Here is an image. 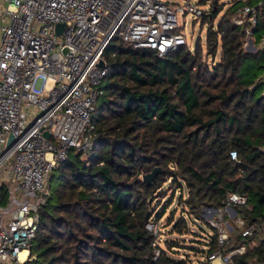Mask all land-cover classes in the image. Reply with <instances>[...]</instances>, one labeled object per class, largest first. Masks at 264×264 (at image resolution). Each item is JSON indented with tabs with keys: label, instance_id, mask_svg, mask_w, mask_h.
<instances>
[{
	"label": "trees",
	"instance_id": "obj_1",
	"mask_svg": "<svg viewBox=\"0 0 264 264\" xmlns=\"http://www.w3.org/2000/svg\"><path fill=\"white\" fill-rule=\"evenodd\" d=\"M221 1L210 0L200 17L208 22L205 52L199 39L192 50L182 45L163 56L118 36L111 41L91 114L92 146L69 148L52 169L22 264H210L217 234L201 212L226 206L231 193L245 196V204L232 206L244 223L263 226L264 82L260 76L255 84L248 68L264 65V2L252 33L253 44L260 39L263 47L251 53L245 50L249 24L237 26L232 18L262 0L233 1L214 29ZM154 168V179L144 181ZM166 185L179 191L183 205L168 236L190 233L187 221L208 230L194 242L198 261L178 256L184 247L178 241L160 246L147 228L167 207L158 199ZM232 229L223 253L244 246L234 263L264 264V231L243 236L241 228Z\"/></svg>",
	"mask_w": 264,
	"mask_h": 264
},
{
	"label": "built area",
	"instance_id": "obj_2",
	"mask_svg": "<svg viewBox=\"0 0 264 264\" xmlns=\"http://www.w3.org/2000/svg\"><path fill=\"white\" fill-rule=\"evenodd\" d=\"M263 2L243 5L232 18L237 26L249 24L248 40ZM206 9L191 0L175 6L164 0H0V264L26 261L52 169L69 148L87 152L92 146L91 114L108 73L104 52L111 41L119 35L163 56L187 45L177 13L200 18ZM229 157L238 161L235 150ZM245 200L231 193L226 206L207 209L218 240L210 264H237L232 256L244 250L223 253L229 218L243 236L258 230L232 208Z\"/></svg>",
	"mask_w": 264,
	"mask_h": 264
},
{
	"label": "rangeland",
	"instance_id": "obj_3",
	"mask_svg": "<svg viewBox=\"0 0 264 264\" xmlns=\"http://www.w3.org/2000/svg\"><path fill=\"white\" fill-rule=\"evenodd\" d=\"M165 2L175 6V4H183L184 0H164ZM193 3H196L197 5H200L202 8H206L207 6L210 5V0H191ZM236 0H222L221 2L224 3V8L223 10L214 18L213 20V28L216 29L219 20L221 19L223 13L225 12V10L230 6V4ZM238 1H245V0H238ZM177 18H178V23L180 25V28L183 30V35L185 36L186 42H187V47H189L191 50L192 48L195 46V43L197 42V39L200 40L201 46L203 51L205 52V44H206V31L208 29V22L205 23H201L200 18H195L192 14H187L185 16H182L180 14L177 13ZM185 22V25H183ZM119 37V35H118ZM252 38V42H254V40H257V34H253L251 36ZM260 39H264V35L262 36V38ZM260 39H258V43L255 42L254 46H255V50L254 49H249V52L254 53L256 52V50L259 48L261 49L263 46L260 44ZM251 40H248V38H246V43H245V47L247 46L246 44L249 43L250 44ZM247 48V47H246ZM245 48V50H246ZM248 52V51H247ZM247 65V62H246ZM250 69L248 68V71L250 73V75H254V82L255 84L260 81V76H262L261 78L264 81V65H262L259 69L257 68L255 70V68L249 66ZM263 81H261L260 83H263ZM262 88H264V84L261 86V88H259V90H261ZM163 191L165 192V195L162 196V194H159L158 199L160 200L161 206H167L165 207V211L162 214V216L160 217V219H158L157 221H154L151 223H149L147 225V228L150 230H152L156 236V239L159 243L160 246H163L165 243V240H171L170 242H180L181 244H183L184 247H181L179 249H177L178 251V256L180 257H186V254H188V257L194 261H198L199 257H200V250L199 249H195L194 242L196 240H204V238L208 235V230L204 229V225L201 222H196V221H187L188 227L190 233H185L186 235H177L176 233H172V235L168 236V233L173 232V224L176 222V219L181 216L182 214V210H183V205L180 202L178 196H179V191H175V189H173V187L171 185H166L163 189ZM171 196V198H170ZM183 196L186 197V192H183ZM171 200V201H170ZM233 208V207H232ZM161 207L158 208V210H160ZM207 209H209V207L205 208L202 212V218L205 221H209V217L211 216V214L206 213ZM234 209V208H233ZM231 214H233L234 212L230 211ZM169 218H172L173 220H171L169 222ZM188 220V219H187ZM229 224H230V233L232 232V228L233 227H237L235 225V223L232 220H229ZM247 225V224H245ZM201 226L203 229H201ZM258 230H263L264 231V224L263 226L260 228H258ZM194 232V233H192ZM198 234H200L198 236ZM230 235V234H229ZM189 246V247H188ZM204 246V245H203ZM200 247V248H205V247ZM156 256L158 255V250H156Z\"/></svg>",
	"mask_w": 264,
	"mask_h": 264
},
{
	"label": "water",
	"instance_id": "obj_4",
	"mask_svg": "<svg viewBox=\"0 0 264 264\" xmlns=\"http://www.w3.org/2000/svg\"><path fill=\"white\" fill-rule=\"evenodd\" d=\"M63 27H64L63 23L56 24V31H57V33H60L62 31ZM69 51H70L69 48H67V47L64 48V52L65 53H67ZM103 63H104L103 60H101L98 65L99 66H102ZM43 135L46 138H49L50 137V133L48 131H44L43 132ZM13 140H14L13 136L12 135H9L8 136V144H10ZM157 172H158V168H154L152 170V172H150L148 174H145L143 176V180L146 181V182H148V183L151 182L154 179V177H155V175H156Z\"/></svg>",
	"mask_w": 264,
	"mask_h": 264
},
{
	"label": "bare ground",
	"instance_id": "obj_5",
	"mask_svg": "<svg viewBox=\"0 0 264 264\" xmlns=\"http://www.w3.org/2000/svg\"><path fill=\"white\" fill-rule=\"evenodd\" d=\"M27 254H28V251L27 250L21 251L20 254H19L20 260H25Z\"/></svg>",
	"mask_w": 264,
	"mask_h": 264
},
{
	"label": "crops",
	"instance_id": "obj_6",
	"mask_svg": "<svg viewBox=\"0 0 264 264\" xmlns=\"http://www.w3.org/2000/svg\"><path fill=\"white\" fill-rule=\"evenodd\" d=\"M246 45H247V46H246L247 48L245 47V48H246V51L249 52V49H251V50L254 49V50H255V46H254V44H253V42H252V39H251V41H250V44L247 43Z\"/></svg>",
	"mask_w": 264,
	"mask_h": 264
}]
</instances>
